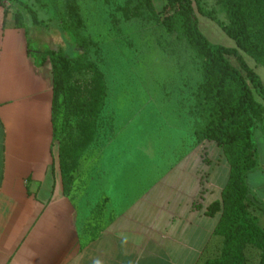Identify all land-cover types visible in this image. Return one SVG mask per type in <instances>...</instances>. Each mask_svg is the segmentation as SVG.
I'll return each instance as SVG.
<instances>
[{"label": "rangeland", "instance_id": "obj_1", "mask_svg": "<svg viewBox=\"0 0 264 264\" xmlns=\"http://www.w3.org/2000/svg\"><path fill=\"white\" fill-rule=\"evenodd\" d=\"M61 1L76 9L78 36L89 43L85 59L96 65L103 83L86 62L65 64L66 89L54 144L60 174L61 160L70 177L67 192L77 204L79 227L95 234L105 209L129 191L128 196L139 193V207L152 198L174 208L191 188L197 199L201 194L207 201L219 199L228 163L215 142L201 137L204 123L193 111L199 61L186 39L162 23L174 11L167 0ZM198 1L219 22H228L215 0ZM27 2L38 21L33 33L30 14L23 19L33 55L60 50L76 56L77 40L57 27L51 12ZM192 4L202 34L211 43L234 46L216 22L198 12L195 0ZM0 5L11 8L7 0ZM241 54L264 83V67ZM227 58L238 67L232 56ZM253 138L262 153L263 132L256 129ZM209 182L212 192L204 193ZM258 191L264 195V186ZM205 224L209 233L214 220Z\"/></svg>", "mask_w": 264, "mask_h": 264}, {"label": "crops", "instance_id": "obj_2", "mask_svg": "<svg viewBox=\"0 0 264 264\" xmlns=\"http://www.w3.org/2000/svg\"><path fill=\"white\" fill-rule=\"evenodd\" d=\"M6 8L0 5V264H194L218 219L204 211L220 198L197 199L192 188L174 208L152 198L139 207V193H121L108 199L114 205L95 234L79 227L56 162L51 65L33 55L27 29L15 27ZM257 160L247 183L264 230V150Z\"/></svg>", "mask_w": 264, "mask_h": 264}, {"label": "trees", "instance_id": "obj_3", "mask_svg": "<svg viewBox=\"0 0 264 264\" xmlns=\"http://www.w3.org/2000/svg\"><path fill=\"white\" fill-rule=\"evenodd\" d=\"M7 1L11 8L6 9L11 10L15 27H23L26 14H30L33 24L38 23L27 0ZM32 1L51 12L57 20V27L78 42V54L74 57L60 50L44 54L52 71L51 118L55 141L60 98L66 89L65 64L86 62L95 71L101 86L102 74L94 63L85 59L89 43L78 36L77 26L81 21L76 9L61 0ZM195 1L198 12L216 22L233 40L234 46L211 43L202 34L192 0H167L166 6L174 11L164 16L162 23L186 39L199 61L200 81L194 91L193 111L204 123L201 137L215 142L228 163L220 199L211 202L204 211L207 216L218 215L217 222L194 264H264V230L252 210L256 200L247 183L248 174L259 169L253 135L256 129L264 134V85L241 54L243 52L255 64L264 67V0H215L227 16L226 24L219 22L198 0ZM227 56H232L238 67L232 65ZM254 92L261 101L255 98ZM62 155L61 145L59 158ZM59 167L67 192L70 177L61 160Z\"/></svg>", "mask_w": 264, "mask_h": 264}]
</instances>
